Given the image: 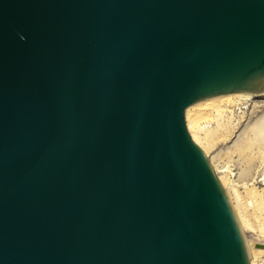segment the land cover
I'll return each instance as SVG.
<instances>
[{"label": "water", "instance_id": "1", "mask_svg": "<svg viewBox=\"0 0 264 264\" xmlns=\"http://www.w3.org/2000/svg\"><path fill=\"white\" fill-rule=\"evenodd\" d=\"M264 91V0H0V264H250L192 103Z\"/></svg>", "mask_w": 264, "mask_h": 264}, {"label": "rangeland", "instance_id": "2", "mask_svg": "<svg viewBox=\"0 0 264 264\" xmlns=\"http://www.w3.org/2000/svg\"><path fill=\"white\" fill-rule=\"evenodd\" d=\"M261 99L264 101V97L248 101L242 108L228 107L232 111L226 110L222 117L208 107L210 114L200 120L208 129L213 145L207 152L198 145L208 158L213 156L210 162L214 169V164L225 169L231 186L237 190L238 200L233 188L228 196L233 207L238 203L244 207L249 223L242 229L246 239H255L264 224V134H257L252 127L256 121L264 124V105H255ZM263 259L264 253L261 255L264 264Z\"/></svg>", "mask_w": 264, "mask_h": 264}, {"label": "bare ground", "instance_id": "3", "mask_svg": "<svg viewBox=\"0 0 264 264\" xmlns=\"http://www.w3.org/2000/svg\"><path fill=\"white\" fill-rule=\"evenodd\" d=\"M263 98L264 91L261 92H252V91H237L230 93H222L218 95H213L210 97H206L201 99L200 101H196L192 103L190 106L186 108V122L187 127L190 131V134L193 140L200 144L205 151H209L212 148L213 142L211 141V137L209 136L208 129L205 128L201 124V119L210 114L208 111V107L212 108L217 112L218 115H225V111H232V108L228 107H236L242 108L245 107V104L248 101H255V98ZM257 101V100H256ZM259 104L255 105H264L263 99L258 100ZM224 106V107H223ZM217 116V115H216ZM221 116V117H222ZM220 124V123H219ZM221 125V124H220ZM223 126V125H222ZM253 129L257 134H264V124L260 121H256L253 124ZM213 156H209V160H212ZM215 171L221 181V183L225 186L226 192L231 194V186L229 182V178L227 173H225V169H219L217 164H214ZM236 196V200L239 199V194L235 188H233ZM232 196V195H231ZM233 197V196H232ZM235 206V203H233ZM237 207H233L236 213L238 222L240 227L243 229L244 227L249 226L248 219L244 212V207L240 203L236 204ZM258 236H255V239L247 238L246 245L249 253L250 264H263L261 261V255L264 253V224L262 223L259 229ZM264 260V259H263Z\"/></svg>", "mask_w": 264, "mask_h": 264}]
</instances>
